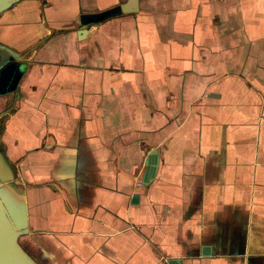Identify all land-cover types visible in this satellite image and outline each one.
Listing matches in <instances>:
<instances>
[{"label":"crops","instance_id":"crops-1","mask_svg":"<svg viewBox=\"0 0 264 264\" xmlns=\"http://www.w3.org/2000/svg\"><path fill=\"white\" fill-rule=\"evenodd\" d=\"M0 44L37 264H264V0H25Z\"/></svg>","mask_w":264,"mask_h":264},{"label":"water","instance_id":"water-1","mask_svg":"<svg viewBox=\"0 0 264 264\" xmlns=\"http://www.w3.org/2000/svg\"><path fill=\"white\" fill-rule=\"evenodd\" d=\"M22 1L25 0H0V15ZM35 50L36 46L26 54H19L0 44V52L4 53L0 57L3 68L1 81L6 93L10 92L13 77L17 74L12 62L27 63ZM1 167L0 162V170ZM27 233V213L22 194L12 180H5L0 174V264H37L19 243V239Z\"/></svg>","mask_w":264,"mask_h":264}]
</instances>
